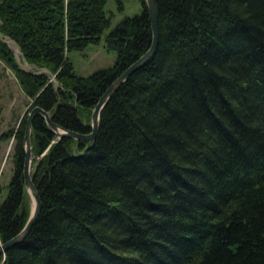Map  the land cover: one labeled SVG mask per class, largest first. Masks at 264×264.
<instances>
[{"label": "trees", "instance_id": "trees-1", "mask_svg": "<svg viewBox=\"0 0 264 264\" xmlns=\"http://www.w3.org/2000/svg\"><path fill=\"white\" fill-rule=\"evenodd\" d=\"M106 0H0V57L64 127L90 128L109 81L149 44L141 8L102 34L112 63L74 70L67 51L96 42ZM121 6V0H116ZM158 41L102 103L93 139L59 137L36 112L30 175L39 211L0 264H264V0H156ZM25 113L0 199V241L29 210Z\"/></svg>", "mask_w": 264, "mask_h": 264}, {"label": "rangeland", "instance_id": "rangeland-1", "mask_svg": "<svg viewBox=\"0 0 264 264\" xmlns=\"http://www.w3.org/2000/svg\"><path fill=\"white\" fill-rule=\"evenodd\" d=\"M103 8L110 16V23L102 31L100 39L96 42H88L81 48H71L67 51L73 68L78 73H87L99 66L112 63L115 51L103 44L102 34L118 18L139 11L141 4L139 0H121V6H118L116 0H106ZM2 35L0 34L12 49L19 64L25 68H32L34 65L23 59L13 39ZM29 100L30 97L21 88L13 70L0 57V130L16 125L20 115L29 108ZM12 143L11 135L0 139V199L7 190L6 182L12 170Z\"/></svg>", "mask_w": 264, "mask_h": 264}, {"label": "water", "instance_id": "water-1", "mask_svg": "<svg viewBox=\"0 0 264 264\" xmlns=\"http://www.w3.org/2000/svg\"><path fill=\"white\" fill-rule=\"evenodd\" d=\"M144 1L149 14V23L151 30L149 44L132 61L126 64L104 87V89L102 90V92L100 93V95L98 96V98L96 99V101L94 102L91 108L90 118H89V124H90L89 130L79 131L73 128L62 126L57 121L51 118V115L47 109H45L44 107L40 106L37 103L32 104L27 109L24 118L23 133L21 138L22 148H23L21 172H22L24 185L26 186V190L30 196V210L21 228L11 236L0 241V252L5 248H7L9 245L22 239V237L27 232L29 226L35 219L40 208V196L29 171L30 160L33 156L30 150V139H29V132L31 128V121L33 115L36 112L40 113L43 116L47 126L56 134L57 137L61 135H70L77 139L85 140L86 143L84 144L83 148L79 151L80 153L88 146V143L93 139L97 128L98 112L102 103L116 88V86L128 75L129 72H131L134 68L138 67L144 61H146L155 51L158 41L157 3L156 0H144Z\"/></svg>", "mask_w": 264, "mask_h": 264}, {"label": "bare ground", "instance_id": "bare-ground-1", "mask_svg": "<svg viewBox=\"0 0 264 264\" xmlns=\"http://www.w3.org/2000/svg\"><path fill=\"white\" fill-rule=\"evenodd\" d=\"M48 112H49V111H48ZM33 116H34V115H33ZM29 167H30V165H29ZM3 251H4V250H2L1 252H3ZM1 252H0V253H1Z\"/></svg>", "mask_w": 264, "mask_h": 264}]
</instances>
